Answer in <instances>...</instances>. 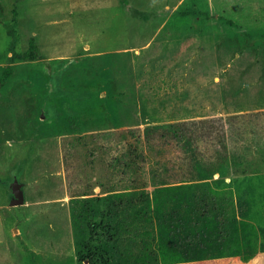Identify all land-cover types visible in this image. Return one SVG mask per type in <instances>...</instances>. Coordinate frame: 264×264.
Wrapping results in <instances>:
<instances>
[{
  "label": "rangeland",
  "instance_id": "obj_1",
  "mask_svg": "<svg viewBox=\"0 0 264 264\" xmlns=\"http://www.w3.org/2000/svg\"><path fill=\"white\" fill-rule=\"evenodd\" d=\"M258 1L128 0L137 17L121 0H0V79L13 47L33 39L42 57L0 82V264H79L71 197L188 178L222 133L255 253L242 264H264V22L247 20ZM176 122L196 129L190 151L144 136Z\"/></svg>",
  "mask_w": 264,
  "mask_h": 264
},
{
  "label": "trees",
  "instance_id": "obj_2",
  "mask_svg": "<svg viewBox=\"0 0 264 264\" xmlns=\"http://www.w3.org/2000/svg\"><path fill=\"white\" fill-rule=\"evenodd\" d=\"M259 1L247 19L255 25L264 22V1ZM121 3L130 14L146 16L130 6L128 0ZM218 18L230 27L245 30L243 20L238 23L234 18ZM21 59L42 60L33 39L24 52H16L13 47L8 63ZM9 64L1 75L2 84L12 72ZM206 123L210 122L200 120L196 125ZM195 130L186 122H176L147 126L143 133L149 143L154 138L173 139L190 151L188 146L193 144ZM218 139L219 149L213 160L193 159L188 178L160 180L150 187L108 190L103 195L71 197L77 262L242 264L253 259L255 253L245 250L246 223L236 215L237 161L231 155L225 134ZM134 152L124 163L127 170L137 166L139 154L136 152V157Z\"/></svg>",
  "mask_w": 264,
  "mask_h": 264
},
{
  "label": "water",
  "instance_id": "obj_3",
  "mask_svg": "<svg viewBox=\"0 0 264 264\" xmlns=\"http://www.w3.org/2000/svg\"><path fill=\"white\" fill-rule=\"evenodd\" d=\"M12 194L14 199L11 201V205L19 206L24 204V193L21 188V184H19L18 179L15 177L12 182Z\"/></svg>",
  "mask_w": 264,
  "mask_h": 264
}]
</instances>
